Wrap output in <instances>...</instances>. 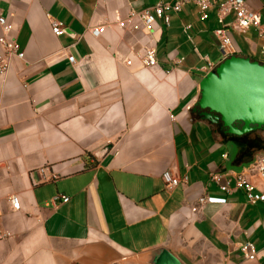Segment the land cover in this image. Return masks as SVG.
I'll return each instance as SVG.
<instances>
[{
    "label": "crops",
    "instance_id": "0c3cea01",
    "mask_svg": "<svg viewBox=\"0 0 264 264\" xmlns=\"http://www.w3.org/2000/svg\"><path fill=\"white\" fill-rule=\"evenodd\" d=\"M155 1L0 0L24 52L0 76V264H257L243 258L245 241L264 253V203L224 195L208 177L246 171L264 192L249 172L263 151L193 109L203 57L222 58L215 14L200 21L186 5L151 31L119 26ZM245 1L264 15V0ZM97 25L104 32L93 36ZM232 40L237 54L264 61L253 30ZM146 48L154 67L140 62ZM164 171L187 182L168 188ZM206 193L226 202L193 211ZM58 194L68 201L54 204Z\"/></svg>",
    "mask_w": 264,
    "mask_h": 264
},
{
    "label": "built area",
    "instance_id": "2783aa9c",
    "mask_svg": "<svg viewBox=\"0 0 264 264\" xmlns=\"http://www.w3.org/2000/svg\"><path fill=\"white\" fill-rule=\"evenodd\" d=\"M191 5L196 9L200 21H207L212 12L215 14V26L212 28V35L215 39L222 57L237 54L232 33L246 34L253 30L256 37L264 41V15L259 11L251 9L245 0H156L154 4L143 8L142 10L130 9L125 20H118V24L124 27L128 22L134 29L142 28L145 31L154 29L156 20L160 19L165 25L169 24L170 13H178L183 7ZM50 28L55 35H61L65 32L63 23L55 18H50ZM191 24L184 25V30H188ZM13 25L8 19L0 14V45L3 48L0 53V76L6 73L12 57L23 58L24 52L20 49L19 43L12 36ZM104 25L93 26L90 32L93 36H99L104 32ZM264 50V47L262 48ZM141 64L144 67H154L157 65L156 52L153 48H146L138 53ZM70 61L73 60L69 56ZM205 64L203 70H209L214 64L206 56L203 57ZM127 63H131L128 60ZM249 172L264 179V152H259L249 166ZM209 182L214 184L224 195H229L235 190H243L249 203H264V192L255 189L250 181L249 174L246 171H210L208 173ZM162 179L168 188L176 187L179 184L187 182V176H174L169 171L162 173ZM58 199L62 202L68 201V197L58 194L53 197L55 204ZM225 196H213L203 194L198 198V206L192 208L193 211L201 208L204 204L225 203ZM9 203L14 210L21 207L18 196L11 195ZM240 251L246 261H256L257 264H264V253L257 250L251 241H245L240 245Z\"/></svg>",
    "mask_w": 264,
    "mask_h": 264
},
{
    "label": "water",
    "instance_id": "95a60500",
    "mask_svg": "<svg viewBox=\"0 0 264 264\" xmlns=\"http://www.w3.org/2000/svg\"><path fill=\"white\" fill-rule=\"evenodd\" d=\"M193 109L203 120L242 136L264 130V61L232 54L222 57L199 81Z\"/></svg>",
    "mask_w": 264,
    "mask_h": 264
},
{
    "label": "trees",
    "instance_id": "16d2710c",
    "mask_svg": "<svg viewBox=\"0 0 264 264\" xmlns=\"http://www.w3.org/2000/svg\"><path fill=\"white\" fill-rule=\"evenodd\" d=\"M239 137L248 138V144L252 146L255 151L264 152V138L255 133V131L249 132Z\"/></svg>",
    "mask_w": 264,
    "mask_h": 264
},
{
    "label": "rangeland",
    "instance_id": "374dc122",
    "mask_svg": "<svg viewBox=\"0 0 264 264\" xmlns=\"http://www.w3.org/2000/svg\"><path fill=\"white\" fill-rule=\"evenodd\" d=\"M210 58H211V59H214L213 56H212L211 54H210Z\"/></svg>",
    "mask_w": 264,
    "mask_h": 264
}]
</instances>
